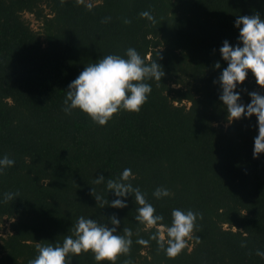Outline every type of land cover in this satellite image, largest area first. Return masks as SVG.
Returning <instances> with one entry per match:
<instances>
[{
	"label": "trees",
	"instance_id": "trees-1",
	"mask_svg": "<svg viewBox=\"0 0 264 264\" xmlns=\"http://www.w3.org/2000/svg\"><path fill=\"white\" fill-rule=\"evenodd\" d=\"M257 78L264 0H0V264H264Z\"/></svg>",
	"mask_w": 264,
	"mask_h": 264
},
{
	"label": "rangeland",
	"instance_id": "rangeland-1",
	"mask_svg": "<svg viewBox=\"0 0 264 264\" xmlns=\"http://www.w3.org/2000/svg\"><path fill=\"white\" fill-rule=\"evenodd\" d=\"M86 2H88L89 0H85ZM24 18L30 23V27L34 30V31H38L39 27H40V23L35 21L34 18L30 15H24ZM261 81H264L261 78H257L255 80H251V82L254 84L255 87H257V85L259 87H257L256 89L259 90H264V85H260L259 83ZM186 105H188L187 103H184ZM160 230L162 231V228H160ZM9 233V221L6 219H3L2 222H0V236L4 237L6 236V234ZM161 237L163 238V235H161Z\"/></svg>",
	"mask_w": 264,
	"mask_h": 264
}]
</instances>
